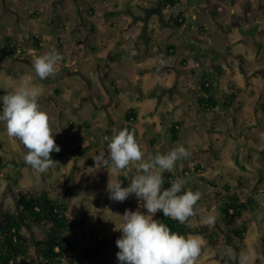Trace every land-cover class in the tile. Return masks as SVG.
<instances>
[{"label": "rangeland", "instance_id": "rangeland-1", "mask_svg": "<svg viewBox=\"0 0 264 264\" xmlns=\"http://www.w3.org/2000/svg\"><path fill=\"white\" fill-rule=\"evenodd\" d=\"M155 1L0 0V91H4V94L9 93L14 90L22 77H32V82L42 89L38 103L41 110L50 117L54 140L60 150L74 148L75 141L76 144H79V141L75 140L76 137L81 138L83 145L94 143L90 149L84 154L78 155L77 158H73L71 155L51 157L53 161L57 162V165L44 173H37L24 161L23 157L26 152L24 146L9 137L4 124L0 123V208L3 210L13 209L14 192L17 189L33 194L46 191L51 197L59 199L66 192L65 186H72L74 187V196L71 197L67 194L66 198L69 204L68 216L71 221L76 223V229L71 234L73 250L65 256L63 264H68L69 260H80L83 264H120L116 258L119 249L116 247L115 241L122 234L115 231L114 228L118 229L122 221L116 215H123L126 209L138 210L145 214L146 210L143 208V202L137 200L134 194H130L128 199L123 202L110 200L107 191L109 180L107 169L101 168L95 171L91 168L94 166L95 156L100 152L107 153L108 151L107 142L103 140V137H110V135L123 130L122 126L126 123L125 113L131 108L137 113L133 123L137 132L136 139L146 157L148 154L155 155L159 152L166 154L170 150L167 145L163 144L167 142V136L163 130L164 123L161 121L170 107L166 106L165 99L163 106L157 108L155 104L158 97L152 96L150 90L158 89L156 94H160L161 96L158 95L160 98L168 96L160 88L163 83L171 85L174 82L172 80L174 77L169 74V71L165 73V69L162 70V74L165 75L160 76L161 80L157 76L148 75L143 81H140L138 77L149 72L150 69L158 70L161 67L160 53H165L170 44H176L178 48L172 51V56L176 62L179 61V58L184 61L179 68L182 75V78L179 79L180 85H185L186 89L198 85L197 79L200 76L198 67L194 66L191 70L187 66L188 61H193L194 55L198 52L197 46L195 44L191 46L177 44L179 40L173 37L175 26H172L173 24L170 22L171 17L182 13L186 17V22L177 32L178 38L184 34L189 41H198L210 46V49L215 52L214 57L216 56L212 62H215L214 64L224 72L217 87L225 90L223 95H220L218 90L217 106L211 113L202 111L200 118L190 112L184 117L183 111H181L182 116L179 119L173 115L169 116V121H167L176 120L177 122L174 123L180 124L185 132L187 130L184 127L188 123L189 116L201 119L202 126L193 124L191 128L195 131L191 140L194 144L191 152L197 153L190 155L188 159L177 161L171 173L176 172L177 178H182L183 170H185V174H187V169L191 171L192 175L190 176L192 177L187 179L186 190L200 191L202 197L197 208L203 210L205 215H215L216 220L213 225L208 226L202 222L199 215L190 218L187 236L198 235L205 241L199 264H227L222 253L231 251L232 256L237 254L231 246L227 245L230 242V235L217 207L224 196L221 186L228 183L233 188L231 191L235 190L242 198L257 195L256 201L259 204L261 218L257 220L255 215L252 217L248 214L243 218L249 232L245 247H242L241 257L244 259V264H264V249L261 244L264 236V111H262L264 72L259 70L264 65V59L262 64L255 58L256 60L250 66H256L253 69L249 67V70L242 74L239 72L238 63L236 65L231 63L230 68L226 67L222 59L223 52H221L225 38H228L232 33L231 48L236 43L244 44V49L250 47L252 51L254 50V56L257 55V44L264 45V37L257 33L258 28H264V22L263 25L257 24L256 29L253 30L256 31L254 33L256 37L244 39L243 42H241L243 40L241 37H244L241 34V29L237 30L236 26L242 24V19L244 20L247 14H250V20L252 18L258 21L264 19L260 13L261 8L264 7L256 9L253 15L247 8L252 4L264 5V0H180L181 6L176 10L164 8V22L161 25L158 22L160 17L157 13L152 14L150 20L144 23L140 17L145 15V11L149 10ZM236 4L241 9V24L238 23V20H231ZM246 8L247 14L244 13ZM130 10L133 12L135 10L134 13L136 17L138 16L137 20L129 15ZM211 11H216V15H211ZM36 12L38 14L34 16ZM150 12L147 11L146 15L149 16ZM149 23H153L152 27H149ZM185 28L187 31L184 30ZM126 35H129V40L126 39ZM6 36L13 38L25 59L15 60L4 52L3 39ZM35 36L42 37L40 55L56 51L63 57L58 62L55 75L45 80H39L33 67L27 64V62L32 64L33 57L37 55L32 46ZM146 40L149 46H146ZM123 43L128 45V48L125 50L122 47L119 50V45ZM136 49L137 52H135ZM122 56L124 61L119 63L117 60ZM174 60L168 64L173 65ZM143 61L145 65L138 66V63ZM262 70L264 71V67ZM139 85L141 88L144 87L145 93L138 90ZM233 93L235 98L229 105L230 110L225 107L224 103ZM4 94L1 93L0 97ZM172 96L173 100L178 99L175 90H172ZM175 106L178 108V105H171L172 108ZM191 109L193 110V108ZM225 109H228L229 118L223 111ZM0 112H2V101H0ZM184 112L186 113L187 110ZM232 115L239 123L230 120L233 118ZM217 119L221 121L217 123L216 127L222 126V128L219 127L222 133L218 134L219 138L215 140L216 143L210 140L213 145H218L221 142L216 149L219 150L221 147L223 150L217 154L216 158L211 153L214 146L209 144L208 135L212 134L213 130L210 126L211 124L215 126ZM151 121H153V125H151ZM238 124L241 127L245 126L243 129L247 131V134H250L252 128L249 127V124H257L262 127V134L259 137H254L256 139L254 148L257 151L262 150L259 151L260 153L257 152L259 159L257 162L252 161V165L247 164L248 167H260L262 172L260 177L257 176V173L255 174V169L247 171L238 168V170L233 166V158L243 155L244 152V146L240 145L237 136H235ZM156 131H161L164 139L162 146H159L160 139L155 136ZM228 133H232V135L229 136ZM203 141H206L208 146L206 149L201 148V151L198 152V145ZM257 144L258 148H256ZM209 150H211L210 153ZM250 150L249 154L254 156L253 150L251 152ZM240 162L242 166H245L244 157L240 158ZM197 165L201 168L194 173L193 168ZM129 171L131 174H135V165H131ZM120 177L123 178L121 186L127 187L128 177L119 176L118 179ZM177 178H174L173 182ZM201 178L213 181L218 185V191L221 193L219 201L214 194L215 188H211L205 180L201 181ZM241 184H247V187H242ZM251 187H253L251 192H247ZM254 193L256 194L254 195ZM153 218L160 221V212L158 211ZM199 226H205L209 230L217 228L218 231L215 232L218 235V244L222 247L218 249L219 252H216L217 255L212 253L215 249L209 245L206 237L196 232ZM27 230L35 240L42 236L41 229L33 224L28 225ZM101 238H104L108 245L103 255L99 258L93 257L84 260V250L93 248L95 241ZM31 251L35 252L33 249ZM216 256L217 260L214 259Z\"/></svg>", "mask_w": 264, "mask_h": 264}, {"label": "clouds", "instance_id": "clouds-1", "mask_svg": "<svg viewBox=\"0 0 264 264\" xmlns=\"http://www.w3.org/2000/svg\"><path fill=\"white\" fill-rule=\"evenodd\" d=\"M63 57L56 51L46 52L33 57L32 67L39 80L54 76L58 62ZM41 87L32 82V77H22L14 90L0 97L3 123L7 135L17 140L26 150L24 161L37 173H44L56 166L51 153L60 151L56 145L50 126V117L42 111L38 98ZM107 153L100 152L94 158L95 171L104 168L109 173L107 183L108 198L123 202L130 194L143 202L146 214L140 211L125 210L123 215H116L122 223L115 231L121 237L115 241L119 251L116 258L120 264H199L205 241L198 235H180L153 217L162 212L164 217L180 224L199 215L205 225L215 223V215H205L197 208L202 197L200 191L186 190L180 194L188 181L177 178L168 189L163 188L164 171L171 172L176 162L190 158V153L177 146L166 154H148L137 142L135 133L127 128L104 136ZM135 165V174L129 168ZM127 187L121 186L119 176L129 177ZM112 177V178H110Z\"/></svg>", "mask_w": 264, "mask_h": 264}, {"label": "trees", "instance_id": "trees-1", "mask_svg": "<svg viewBox=\"0 0 264 264\" xmlns=\"http://www.w3.org/2000/svg\"><path fill=\"white\" fill-rule=\"evenodd\" d=\"M162 4L165 9L176 10L181 6V1L162 0ZM37 14V12L34 13V16ZM179 14L176 15L178 18L172 16L170 21L176 28H181L186 22V17L184 15L182 16V13ZM210 14L215 16L216 11H211ZM3 42V50L7 55L13 57L15 60L25 59L22 57L23 53L12 37L6 36L3 39ZM41 43L42 37L35 36L33 38L32 46L37 53L36 56L41 54ZM172 51H175V47L168 46L165 53L172 54ZM216 70L219 74L218 76H221V69L216 67ZM215 76V73L205 72L201 73L199 76V94L201 96L197 99V104L205 113L213 111L217 106V101L214 95L215 82H217ZM234 98L235 94L233 93L226 99L227 102L224 103L225 107L229 108V105L233 102ZM262 111H264V105ZM136 117V111L132 108L128 109L124 116L126 123L122 126V129L127 128L129 131L134 132L135 136L137 135V132L133 123L136 120ZM169 130L173 135V140H177L181 132L178 128V123L170 124ZM75 140L79 141V144H76L75 141L74 148L61 149L58 153L53 152L51 153V157L57 158L71 155L73 158H77L78 155L84 154L94 145V143L83 145L80 137H76ZM234 163L240 169H245L244 166L239 163L237 157L234 158ZM200 168L199 165L195 166L193 172L196 173ZM190 172L191 171L187 169V174H185V170H183L181 172V177L186 180L191 178L192 176L190 175H192V173ZM177 175L176 172L171 173L167 171L164 173L163 188H170L173 179L177 178ZM119 179L121 181L123 180L122 177ZM200 180H205L209 185L215 188L216 191L214 194L217 201H219L221 193L218 191V185L214 184L213 181H208L203 178ZM187 187L186 183L180 194H183ZM231 189L232 187L228 183L221 186V191L224 196L218 203L217 207L220 211L222 221L227 228L228 234L234 238L238 244H242L247 235V227L245 226V223L239 222L242 213L244 211L255 210L259 204L254 199V196L242 198L236 192H232ZM65 191L64 196L58 199L51 197L46 191H43L40 194H33L32 192L22 189L15 190V203L13 209L3 210L0 208V264H63L65 256L73 250L74 245L72 243L71 234L74 233L76 229V223L71 221L68 216L69 204L66 198L67 194L71 197L74 196V187L65 186ZM255 194L256 193H254V195ZM160 222L166 224L171 231L187 236L188 221L184 224H180L177 221L164 217L163 213L160 212ZM31 224L37 226L38 229H41L42 236L37 240L28 233L27 226ZM196 232L203 234L210 244H218V235L215 231L209 230L205 226H199ZM262 245L264 246V236L262 238ZM107 246V242L104 238L96 240L93 248L84 250V260H89L93 257H101ZM32 249L35 252H32ZM19 259L21 260L19 261ZM68 264H83V262L80 260H69Z\"/></svg>", "mask_w": 264, "mask_h": 264}, {"label": "crops", "instance_id": "crops-1", "mask_svg": "<svg viewBox=\"0 0 264 264\" xmlns=\"http://www.w3.org/2000/svg\"><path fill=\"white\" fill-rule=\"evenodd\" d=\"M242 2V1H241ZM151 3H153V1H151ZM253 3V2H252ZM232 4H233V2H232ZM234 7L236 8L235 9V12L232 14V21H234V20H238V23H240L241 24V18H242V16H241V9L239 8V6H237V4L236 5H234ZM260 7H264V5L263 4H260V5H251V6H248L247 8H249V13H252V15H253V12L256 10V9H258V8H260ZM147 8V7H146ZM247 8L245 9V14H247ZM134 12H135V10H134ZM132 10H130V12H129V15L131 16V17H135L134 19H136L137 20V17H136V15H135V13H134ZM260 13H262V16L264 17V8H261V10H260ZM236 15V16H235ZM249 16H250V14L248 15H245V19L243 20L242 19V26L241 25H237L236 26V28H237V30L238 29H241V34L244 36V37H241V38H243V40L241 41V42H243V41H245L247 38H250V39H253V37H256L255 35H254V33L256 32V31H253L254 29H256V26H257V24H262L263 25V22H264V19H262L261 21H258V20H253L254 18H252V20H250L249 19ZM167 22V21H166ZM195 22H196V20H195ZM194 22V23H195ZM152 24L153 23H149V27H152ZM161 24H162V22H161ZM160 24V25H161ZM261 25V26H262ZM173 26V25H172ZM144 27V26H143ZM143 29V28H142ZM144 30H145V27H144ZM175 31V34H174V36L173 37H176L178 40H179V42L177 43V44H181V45H186V46H191L192 44H195L196 46V48L198 49V52L196 53V55H194L195 57L193 58V61L192 60H190V61H188V64H187V66H189L190 68H191V70H192V68L194 67V66H197L198 67V69H199V71H198V73H199V75H201V73H203V72H205V73H215V77L217 78V82H215V92H214V95H215V98L216 99H218L217 98V92H218V90H219V94L220 95H223V92L225 91L224 89H222V88H220V89H218V85H219V83H220V79H221V77L223 76V71H222V74H221V76H218L219 74H218V72H217V70H216V67H219V66H217L216 64H214L215 62H212V60L216 57H214V54H215V52L214 51H212L211 49H210V46L209 45H204L202 42H193V40H187L186 38H185V35L183 34V35H180V37L178 38V34H177V32H179L180 31V28H175L174 29ZM185 31H187V29L185 28L184 29ZM263 32H264V28L263 27H261V28H258V32L257 33H260V34H262V37H264V34H263ZM254 35V36H253ZM233 36V34L232 33H230V35H229V37L228 38H225V43H224V46H223V50L221 51V52H223V61H224V63L226 64V67L227 68H230V64L231 63H233L234 65H236L237 63H238V66H239V72L240 73H242V74H244V73H246L247 72V70H249V67L251 68V69H253L254 68V66H256V65H254L253 67H251L250 65H252V62H254L256 59L255 58H257L258 59V61L259 62H261L262 63V61H263V59H264V45L263 46H261V44H257L258 45V47H257V52H256V56H254V53H253V51H252V48H247V49H244V47L243 46H245L244 44H241V45H238V43H236L235 45H233V47L231 48V44H230V42H232L231 41V37ZM129 38V35L127 36L126 35V39L127 40H129L128 39ZM245 39V40H244ZM189 44V45H188ZM146 46H149V43H148V41L146 40ZM169 46H173V47H175V49L176 48H178L177 47V45L176 44H170ZM119 47H120V49L119 50H121V48L122 47H124V49L125 48H128V45H125L124 43L122 44V45H119ZM146 48V47H145ZM123 49V50H124ZM126 50V49H125ZM242 51V52H240V51ZM135 52H137V49L135 50ZM203 52H205V53H203ZM193 53V51L191 52V54ZM166 53H160V61H161V67H159L158 68V70H156L155 68H153V69H150V71L149 72H146V73H143V74H141L139 77H138V79L140 80V81H143L148 75H150V76H157L158 78H160L159 80H161V77L160 76H162V75H165V74H162L163 72H162V70L163 69H165V73L167 72V71H169V74L170 75H172L174 78H172V80H174V82L170 85H168V83H163L162 84V86H161V90H162V92L164 93V92H166V95H168V96H163L162 98H160V94H156V93H158V89L157 90H155V91H153V90H150V91H152V96H154V97H158V99H157V101H156V107L158 108L159 106H163V104H164V100L166 99V102H167V105L166 106H169L170 107V110L167 112V114H165V116L163 117V118H161V121H162V123H164L163 124V126H164V128H163V130H165V133H166V136H167V142L166 143H163V141H164V139H163V136H162V134H161V131H156L157 132V134L155 135L156 137H158V139H160L158 142H159V146H162L163 144L164 145H167V148L168 149H171V148H174V147H177V146H180V145H184L183 147L192 155V154H194V153H197V152H191V149H193V143L191 142V140H192V138H193V135L195 134V131L193 130V129H191L192 128V126H193V124H195V125H201V112H202V110L200 109V107L198 106V104H196L197 103V99L201 96L200 94H199V83H198V85L196 86V87H193V88H191V87H188L187 89L185 88L186 86L184 85H180V78H182V75L180 74V64L182 63V62H184L181 58H179L178 60L180 61H175L174 60V57L172 56L173 55V53L172 54H167V55H165ZM234 54V55H233ZM175 55V54H174ZM219 57H220V55H218ZM117 59V58H116ZM174 60V64L173 65H169L170 64V62L171 61H173ZM117 61H119V63H122V61H124V57L122 56L121 58H118V60ZM257 61V62H258ZM210 62V63H209ZM169 63V64H168ZM114 65L116 64L115 62L113 63ZM139 65L138 66H140V67H143L144 65H145V62L143 61V62H139L138 63ZM185 64V63H184ZM263 64V63H262ZM247 65V66H246ZM263 67H264V65H263ZM262 67V68H263ZM262 68H259V70H260V72H264L263 70H262ZM147 70H149V69H147ZM144 71V70H143ZM158 71V72H157ZM192 72V71H191ZM157 73H158V75H157ZM199 79H200V77L197 79V81H199ZM145 85V84H144ZM140 87V88H139ZM139 87H138V90L139 91H144V93H145V90H144V87L142 86V88H141V86L139 85ZM172 90H175L176 91V97L178 98V99H175V100H173V96H172ZM161 92V91H160ZM161 92V93H162ZM167 93H169V94H167ZM158 95H160V96H158ZM165 97V98H164ZM148 101H150V100H148ZM152 101V100H151ZM140 103H142V102H140ZM145 103V102H144ZM143 103V104H144ZM147 103V102H146ZM170 104V105H169ZM172 104H175V105H178V108L175 106V107H171V105ZM156 108V109H157ZM191 108H193V110L191 109ZM178 109V110H177ZM229 109L231 110V107H229ZM185 110H187V112L185 113L184 111ZM214 110H215V108H214ZM213 110V111H214ZM181 111H183V114H184V117H186L187 116V114H189L190 112H192L193 114H196V115H198V117H200V118H196V119H194V118H190V116H189V120H188V123L185 125V127H184V129H186L187 131H185V132H183V129H182V126L180 125V124H178V128L181 130V132H180V134H179V137H178V139L177 140H173V135H172V133H171V131H170V133H171V137L169 138V125L168 124H171V123H174V122H177L176 120H173V121H170V122H167V121H169L168 119H169V116H173V117H175L176 119H179V117L180 116H182V114H181ZM224 111V113L227 115V117L229 118V115H228V109H225V110H223ZM212 112V111H211ZM210 112V113H211ZM200 115V116H199ZM232 116H233V118H232ZM231 116V118L232 119H230V120H234V121H237L235 118H234V115H232ZM195 120V121H194ZM219 121H221L220 119L218 120H216L215 121V126H212V124H211V126H210V128H212V134H209L208 136H209V144H212V142H214V143H216V141L215 140H217L218 138H219V133H222V130H220L219 129V127L220 128H222V126H218V127H216L217 126V123L219 122ZM238 122V121H237ZM151 123V125H153V121H151L150 122ZM239 123V122H238ZM210 124V122L208 123V125ZM241 125H242V123H241ZM202 126V125H201ZM252 127L251 128V130H250V134H247V131H244V127H241V126H239V124H238V127H237V130L235 131V136H237L236 138H237V141L240 143V145H242V146H244V152H243V155H241V156H235L234 158H238V161H239V163L241 164V162H240V158H243L244 157V159L246 160V164H245V166H244V168H245V170H247V171H250L251 169H255L254 170V172H255V174L257 173L258 175L257 176H259L260 177V174L262 173L261 172V170H260V167H257V168H253V167H248L247 166V164H251L252 165V161H254V162H257L258 161V159H259V156H257V152H259L260 151V149H259V151H257L255 148H254V146L256 145V139L254 138V137H259L261 134H262V130H261V125H257V124H249V127ZM263 126V125H262ZM168 127V128H167ZM235 127V126H234ZM189 131H192V132H189ZM210 131V130H209ZM211 132V131H210ZM233 134H234V132H233ZM212 135H213V137H212ZM228 135L230 136V135H232V133H228ZM112 135H110V137H111ZM183 137H184V139H183ZM212 137V138H211ZM191 138V139H190ZM212 140V142H211V140ZM183 140V141H182ZM206 140V139H205ZM182 142V143H181ZM156 143V142H155ZM163 143V144H162ZM220 144H221V142L217 145H213L214 146V149H211V150H209V153H210V151H211V153H213V155H214V157H218L217 156V154L218 153H220L222 150H223V148H221V147H219V150H217L216 149V147L217 146H220ZM238 144V143H237ZM154 145H156V144H154ZM239 145V144H238ZM199 146V151L198 152H200L201 151V148H207V146H208V143L206 142V141H203V143L201 144H199L198 145ZM157 147V146H156ZM256 148H258V144H257V147ZM249 149H251V150H253V152H254V156H252L251 154H249ZM251 150H250V152H251ZM207 151V150H206ZM262 151V150H261ZM260 151V152H261ZM259 152V153H260ZM156 153V152H155ZM160 153V152H159ZM153 155V154H152ZM233 158V159H234ZM242 165V164H241ZM236 169H238L239 167H237L236 165H235V163H234V165H233ZM246 167H248V168H246ZM239 170V169H238ZM251 171H253V170H251ZM134 175V174H133ZM239 177H240V175H239ZM130 179H131V174H129V177H128V185H129V183H130ZM123 181V180H122ZM209 186H211V185H209ZM240 186H242V187H247V184H241ZM254 187V186H253ZM253 187H251L247 192H251V190H252V188ZM211 188H213V186H211ZM233 189V188H232ZM233 192H235V190L233 191ZM257 196V195H256ZM256 196H254V199L256 200ZM249 198V197H248ZM257 206V205H256ZM258 207H259V205H258ZM255 208V210H250V211H244L243 213H242V217H241V219H240V223H245V221L243 220V218L248 214V215H251L252 217L255 215V217H256V219L257 220H260V218H261V215H260V212H259V208ZM246 224V223H245ZM225 225V224H224ZM247 225V224H246ZM248 232L249 231H247V235H248ZM247 235H246V237L244 238V240H243V242H242V244H238L236 241H235V239L234 238H232L231 236L229 237L230 238V242H229V244L232 246L231 248L233 249V251H235L234 249H235V247H236V249L237 248H239L240 249V251H239V255H240V257H241V255H242V252H243V248L242 247H245V244H246V242H247ZM208 243H209V245L211 246L212 244H210V242L208 241ZM239 245V246H237V245ZM261 244H262V242H261ZM242 245V246H241ZM213 246V248L215 249L214 250V252L212 251V253L213 254H216L217 255V251H218V249H221L222 247L219 245V244H217V245H212ZM241 246V247H240ZM262 248L264 249V246L262 245ZM219 252V251H218ZM223 255H222V257H223V259H228V260H232L233 261V259H234V256H235V254H234V256H232V252L231 251H226L225 253H222ZM263 254H264V251H263ZM242 258V257H241ZM214 259H216L217 260V256L216 257H214ZM226 263V262H225Z\"/></svg>", "mask_w": 264, "mask_h": 264}, {"label": "flooded vegetation", "instance_id": "flooded-vegetation-1", "mask_svg": "<svg viewBox=\"0 0 264 264\" xmlns=\"http://www.w3.org/2000/svg\"><path fill=\"white\" fill-rule=\"evenodd\" d=\"M189 1V0H188ZM188 4H189V2H187ZM164 10V8H163V4H162V0H156L155 2H154V5L149 9V10H146L145 11V15L144 16H142V17H140V19H142L143 20V22L144 23H146L147 21H149L150 20V18L152 17V14H154V13H157V14H159V24H161V22L163 23L164 22V19H163V11ZM147 11H151L150 12V15L149 16H147L146 15V13H147ZM143 23V24H144ZM176 28V27H175ZM196 42V41H195ZM167 171H164L163 173H162V175L164 174V173H166ZM216 227V226H215ZM199 228V227H198ZM212 231H218L217 230V228H214V229H212ZM228 246H231L230 244H227ZM232 247V246H231ZM235 251H236V255L234 256V259H233V261L232 260H226V259H224V261L227 263V264H244V259L243 258H241L240 257V255H239V251H240V249L239 248H237L236 249V247H235Z\"/></svg>", "mask_w": 264, "mask_h": 264}, {"label": "water", "instance_id": "water-1", "mask_svg": "<svg viewBox=\"0 0 264 264\" xmlns=\"http://www.w3.org/2000/svg\"><path fill=\"white\" fill-rule=\"evenodd\" d=\"M27 64H29L31 67H32V64L30 62H27ZM4 94L5 92L4 91H0V94ZM168 128V127H167ZM171 133H170V130H169V138L171 137Z\"/></svg>", "mask_w": 264, "mask_h": 264}, {"label": "bare ground", "instance_id": "bare-ground-1", "mask_svg": "<svg viewBox=\"0 0 264 264\" xmlns=\"http://www.w3.org/2000/svg\"><path fill=\"white\" fill-rule=\"evenodd\" d=\"M186 6H187V5H186ZM197 6H198V5H197ZM194 12H195V11H194ZM234 12H235V11H234ZM198 13H199V12H198ZM179 15H180V14H179ZM199 15H200V13H199ZM182 16H183V14H182ZM182 16H180V17H182ZM235 16H236V15H235ZM176 17H177V16H176ZM177 18H178V17H177ZM179 19H180V18H179ZM179 19H178V20H179ZM182 21H183V20H182ZM193 21H194V20H193ZM180 22H181V21H180ZM174 24H175V23H174ZM189 24H190V23H189ZM189 24H188V25H189ZM186 25H187V24H186ZM190 27H191V26H190ZM220 31H221V30H220ZM23 225H24V224H23ZM37 246H38V245H37ZM22 258H23V257H22ZM20 260H21V259H19V261H20ZM23 260H24V259H23ZM14 264H15V263H14ZM26 264H27V263H26Z\"/></svg>", "mask_w": 264, "mask_h": 264}]
</instances>
